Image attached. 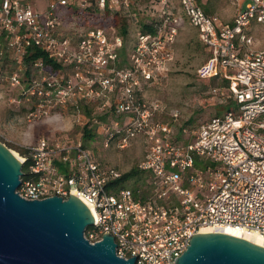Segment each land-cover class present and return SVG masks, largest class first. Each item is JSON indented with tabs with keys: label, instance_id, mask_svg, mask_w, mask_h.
Listing matches in <instances>:
<instances>
[{
	"label": "built area",
	"instance_id": "built-area-1",
	"mask_svg": "<svg viewBox=\"0 0 264 264\" xmlns=\"http://www.w3.org/2000/svg\"><path fill=\"white\" fill-rule=\"evenodd\" d=\"M45 1L37 9L34 0H0V83L17 90L13 101L34 100L33 115L68 110L79 130L27 146L16 191L29 199L78 195L93 209L84 236L93 242L111 233L116 254H136L134 264H177L193 233L208 225L240 226L264 238V46H255L252 31L254 24L264 28V0H232L230 20L206 11V0ZM80 11L97 12L105 23L81 26ZM114 14L137 22L125 56ZM183 17L209 53L197 76L227 79L233 102L189 132L182 127L188 140L174 135L178 110L157 119L162 108L143 93L168 73ZM30 46L61 66L50 72L41 57L26 59ZM106 113L116 118L97 117ZM93 124L105 146L115 136L120 147L143 137V187L116 185L122 172L84 145L83 126Z\"/></svg>",
	"mask_w": 264,
	"mask_h": 264
},
{
	"label": "rangeland",
	"instance_id": "rangeland-1",
	"mask_svg": "<svg viewBox=\"0 0 264 264\" xmlns=\"http://www.w3.org/2000/svg\"><path fill=\"white\" fill-rule=\"evenodd\" d=\"M35 8H42L45 0H34ZM203 8L213 13L219 19L230 20L236 10L232 0H206ZM142 17H139V20ZM77 20L81 26L104 24V18L94 11L78 12ZM128 32L125 36V54L131 50L134 41L136 20L126 18ZM257 38L255 46H264V28L254 24L252 29ZM208 50L198 39L197 31L184 17L181 19L179 30L174 42V57L169 71L161 80L144 87V94L151 100H157L160 111L155 118L170 120V111L177 109L179 114L173 121L175 137L179 140L190 139L189 133H182L181 128L192 130L210 116L225 110L223 104L228 102L226 88L221 85V79L216 77L199 78L196 68L203 63ZM216 88V89H214ZM16 89L0 83V141L14 150L20 157L21 148H27L39 136H53L67 134L74 137L79 128L72 122L68 110L57 108L48 113L33 115L36 111L34 100L13 101ZM116 118L113 113H106L104 119ZM83 140V139H82ZM85 146L95 155L101 163L112 165L119 171L125 172L137 167L143 157L146 144L141 135L132 137L127 145L120 147L118 137H113L109 143L103 145V137L96 133L94 137L86 138ZM145 172L140 171L139 178H131L125 185L143 187L145 185Z\"/></svg>",
	"mask_w": 264,
	"mask_h": 264
},
{
	"label": "water",
	"instance_id": "water-1",
	"mask_svg": "<svg viewBox=\"0 0 264 264\" xmlns=\"http://www.w3.org/2000/svg\"><path fill=\"white\" fill-rule=\"evenodd\" d=\"M22 163L0 141V264H134L136 254H116L111 233L84 236L93 215L77 195L21 196ZM188 241L177 264H264V246L234 234L199 231Z\"/></svg>",
	"mask_w": 264,
	"mask_h": 264
},
{
	"label": "trees",
	"instance_id": "trees-1",
	"mask_svg": "<svg viewBox=\"0 0 264 264\" xmlns=\"http://www.w3.org/2000/svg\"><path fill=\"white\" fill-rule=\"evenodd\" d=\"M111 22L117 28L118 33H120L123 37H125L127 35L128 23H127V20L125 17L120 16L118 14H114L111 18ZM144 29L152 30V28H149V27H146V28L144 27ZM124 54H125V47H123L121 50V55L124 56ZM37 57H41L44 65H45V68L50 72L57 70L61 66V64L58 61H56L52 57L48 56V54L45 51L41 50L40 48H38L36 46H30L28 48L26 55H25V58L30 59V58H37ZM207 57H208V55H207ZM227 82H228L227 79H225V78L221 79V85L225 86L227 84ZM232 105H233V102L230 98H228V102L223 104L225 109L232 107ZM82 109L86 113L90 114V108L87 105L82 106ZM97 117L100 119H104L105 114H99V115H97ZM82 131H83V134H82L83 143L85 145L86 138H88V137L92 138L96 134L95 124H93L91 126L84 125ZM27 151H28L27 148H21L20 149V153L22 155H27ZM28 162H29L28 159L26 161H23L22 166H21V170L23 172H25V170L28 166ZM139 176H140V170L135 166V167H132L125 172H122L121 175L115 180V184L118 186H123V185H125L126 182L129 181V179L135 178V177L139 178Z\"/></svg>",
	"mask_w": 264,
	"mask_h": 264
},
{
	"label": "bare ground",
	"instance_id": "bare-ground-1",
	"mask_svg": "<svg viewBox=\"0 0 264 264\" xmlns=\"http://www.w3.org/2000/svg\"><path fill=\"white\" fill-rule=\"evenodd\" d=\"M84 202L87 204V206L89 207L91 213L93 214L92 206L89 203H87L86 201H84ZM201 231H222V232H227V233H230V234H234V235L246 238L248 240H251V241H253L255 243H258V244H261V245L264 246V238L262 236H260L255 231H252V230L240 227V226L219 225V224H217V225H208V226H204L201 229Z\"/></svg>",
	"mask_w": 264,
	"mask_h": 264
},
{
	"label": "crops",
	"instance_id": "crops-1",
	"mask_svg": "<svg viewBox=\"0 0 264 264\" xmlns=\"http://www.w3.org/2000/svg\"><path fill=\"white\" fill-rule=\"evenodd\" d=\"M258 47V46H257ZM261 47V46H260Z\"/></svg>",
	"mask_w": 264,
	"mask_h": 264
}]
</instances>
